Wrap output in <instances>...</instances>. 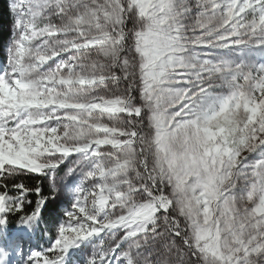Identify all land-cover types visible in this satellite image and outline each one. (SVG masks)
<instances>
[{"label": "snow or ice", "instance_id": "6c2138e0", "mask_svg": "<svg viewBox=\"0 0 264 264\" xmlns=\"http://www.w3.org/2000/svg\"><path fill=\"white\" fill-rule=\"evenodd\" d=\"M0 4V264H264V0Z\"/></svg>", "mask_w": 264, "mask_h": 264}, {"label": "trees", "instance_id": "16d2710c", "mask_svg": "<svg viewBox=\"0 0 264 264\" xmlns=\"http://www.w3.org/2000/svg\"><path fill=\"white\" fill-rule=\"evenodd\" d=\"M0 12H2V4H0ZM8 28H9V18L7 14H0V40L7 38ZM25 183L34 184L36 183V181L35 179H26ZM40 243H43V241H40Z\"/></svg>", "mask_w": 264, "mask_h": 264}]
</instances>
